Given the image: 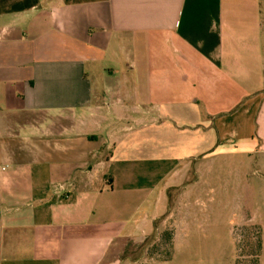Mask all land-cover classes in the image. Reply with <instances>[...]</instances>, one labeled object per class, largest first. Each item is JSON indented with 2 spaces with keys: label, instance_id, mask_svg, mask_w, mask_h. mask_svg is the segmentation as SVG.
Segmentation results:
<instances>
[{
  "label": "crops",
  "instance_id": "crops-1",
  "mask_svg": "<svg viewBox=\"0 0 264 264\" xmlns=\"http://www.w3.org/2000/svg\"><path fill=\"white\" fill-rule=\"evenodd\" d=\"M263 30L261 0H0V264H124L188 168L264 155Z\"/></svg>",
  "mask_w": 264,
  "mask_h": 264
},
{
  "label": "rangeland",
  "instance_id": "rangeland-1",
  "mask_svg": "<svg viewBox=\"0 0 264 264\" xmlns=\"http://www.w3.org/2000/svg\"><path fill=\"white\" fill-rule=\"evenodd\" d=\"M261 8L264 24V0ZM263 161L226 152L195 163L157 228L117 255L124 264H264Z\"/></svg>",
  "mask_w": 264,
  "mask_h": 264
},
{
  "label": "trees",
  "instance_id": "trees-1",
  "mask_svg": "<svg viewBox=\"0 0 264 264\" xmlns=\"http://www.w3.org/2000/svg\"><path fill=\"white\" fill-rule=\"evenodd\" d=\"M260 246V245H259Z\"/></svg>",
  "mask_w": 264,
  "mask_h": 264
}]
</instances>
